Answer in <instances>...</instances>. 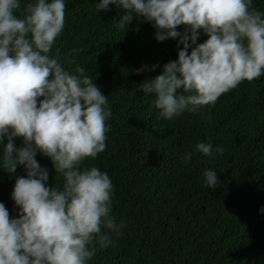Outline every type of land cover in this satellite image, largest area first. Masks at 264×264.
<instances>
[{
	"label": "clouds",
	"instance_id": "obj_1",
	"mask_svg": "<svg viewBox=\"0 0 264 264\" xmlns=\"http://www.w3.org/2000/svg\"><path fill=\"white\" fill-rule=\"evenodd\" d=\"M112 4L124 10L117 29L143 16L158 40L179 37L183 44L178 59L141 84L154 94L161 117L197 112L243 80L264 75V11L253 0H97L96 7L110 10ZM66 6V0H0V166L16 174L23 165L27 172L16 176L11 192L20 215L10 217L0 201V264H90L97 245H113L112 233L125 227L111 215L115 186L109 173L83 165L107 148L109 96L85 67L70 71L52 54ZM201 29L208 38L198 42ZM195 150L214 157L225 148L199 141ZM38 152L54 162L62 187L49 183ZM192 155L188 151L182 160L189 163ZM203 177L208 188L219 184L215 168H206Z\"/></svg>",
	"mask_w": 264,
	"mask_h": 264
},
{
	"label": "trees",
	"instance_id": "obj_2",
	"mask_svg": "<svg viewBox=\"0 0 264 264\" xmlns=\"http://www.w3.org/2000/svg\"><path fill=\"white\" fill-rule=\"evenodd\" d=\"M96 4L66 0L65 26L52 49L70 71L85 67L112 109L107 148L83 165L109 173L115 186L111 215L125 227L112 233L113 245H97L90 264H264V75L243 80L197 112L161 117L154 94L141 84L178 59L180 38L158 40L143 16L117 29L124 10ZM253 7L264 11V0H253ZM177 27L183 33L185 25ZM200 31L203 42L208 34ZM199 141L225 151L205 156L195 150ZM188 151L193 155L185 163ZM37 159L49 169V183L62 187L51 158L38 152ZM209 167L220 180L214 189L204 184ZM17 175H27L23 165L16 174L0 166V201L10 217L20 215L11 197Z\"/></svg>",
	"mask_w": 264,
	"mask_h": 264
}]
</instances>
